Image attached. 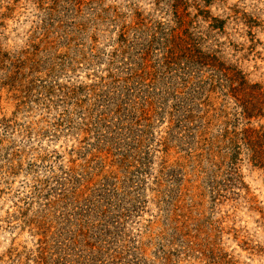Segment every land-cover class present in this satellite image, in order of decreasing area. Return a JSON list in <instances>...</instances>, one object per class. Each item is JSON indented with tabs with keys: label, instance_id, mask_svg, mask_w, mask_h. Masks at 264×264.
I'll use <instances>...</instances> for the list:
<instances>
[{
	"label": "rangeland",
	"instance_id": "obj_1",
	"mask_svg": "<svg viewBox=\"0 0 264 264\" xmlns=\"http://www.w3.org/2000/svg\"><path fill=\"white\" fill-rule=\"evenodd\" d=\"M0 264H264V0H0Z\"/></svg>",
	"mask_w": 264,
	"mask_h": 264
}]
</instances>
